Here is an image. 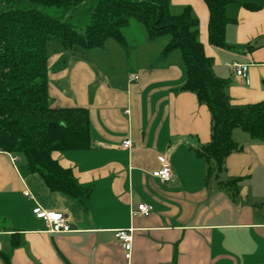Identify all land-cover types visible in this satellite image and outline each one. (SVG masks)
I'll return each instance as SVG.
<instances>
[{"label": "crops", "instance_id": "0c3cea01", "mask_svg": "<svg viewBox=\"0 0 264 264\" xmlns=\"http://www.w3.org/2000/svg\"><path fill=\"white\" fill-rule=\"evenodd\" d=\"M171 3L192 7L214 73L229 80L231 102L264 100V0L227 5L224 48L208 42L203 0ZM111 42L101 48L118 44ZM142 42L148 48L152 41ZM80 48L49 42L47 91L53 107L88 108L90 147L52 156L91 188L89 198L80 203L50 190L21 156L14 165L0 152V264H264V141L235 129L240 149L206 182V163L194 149L210 140L211 116L193 92L180 89L179 53L163 54L162 47L154 62L113 69L107 62L103 68L102 54ZM231 61L247 65L248 82L226 65ZM127 138L130 148L122 146ZM158 155L171 167L168 181L151 175ZM229 177L240 178L236 194L218 183ZM138 203L151 205L150 214L132 215ZM36 207L63 213L72 231L49 232ZM119 228L132 229L129 258L114 235Z\"/></svg>", "mask_w": 264, "mask_h": 264}, {"label": "trees", "instance_id": "16d2710c", "mask_svg": "<svg viewBox=\"0 0 264 264\" xmlns=\"http://www.w3.org/2000/svg\"><path fill=\"white\" fill-rule=\"evenodd\" d=\"M28 1V8L11 7L0 12V152L19 154L30 172L38 173L52 191H60L85 203L91 188L78 182L70 168L62 167L55 151L88 149L91 145L88 108L53 107L47 91L48 44L58 40L65 49L87 50L114 40L123 48L125 28L133 18L141 23L149 40L167 36L163 54L178 51L185 70L181 90L193 92L208 107L210 140L195 148L206 163V182L225 171L226 157L240 149L233 131L264 141V100L242 105L231 102L229 80L214 73L213 59L199 38V19L190 5L172 11L171 0H97L90 7L89 23L78 29L70 22L38 8L55 7L67 12L88 0ZM208 8V42L227 47L226 26L232 21L226 7L233 0H203ZM250 8L253 3H245ZM239 177L218 181L237 193ZM15 242L13 245H17Z\"/></svg>", "mask_w": 264, "mask_h": 264}, {"label": "rangeland", "instance_id": "374dc122", "mask_svg": "<svg viewBox=\"0 0 264 264\" xmlns=\"http://www.w3.org/2000/svg\"><path fill=\"white\" fill-rule=\"evenodd\" d=\"M97 0H88L87 4H81L76 7H72L70 10H68L66 13L62 12L60 9L55 7H49V8H42L38 5V8L42 9L44 12L57 16L59 18H62L63 20L70 22L72 25H74L78 29H83L88 23H89V14H90V7L96 3ZM33 4L28 1H21V2H15V3H9L7 0H0V12L3 10H6L11 7H17V8H28L32 6ZM180 6L173 5L172 11L178 12L180 11ZM126 39L128 40V46L125 50V48H121L122 46H118V44L110 45L108 44L104 48H95L91 50H87L84 48H80L83 51H88V53H91L93 56V53H100L102 54L103 58L101 59V56H99L100 61L104 63L103 68H108L110 65V68L118 69L122 68L124 66H136L138 62H154L156 58L158 57V54L160 53L161 48L168 40L167 36L159 37L155 40H149L146 36L145 28L144 26L136 21L135 19H131L129 25L124 30ZM152 41L151 44H149L148 48L144 46L142 41ZM53 43H59L58 40H52ZM51 41V42H52ZM111 43H116L114 40ZM52 45V44H50ZM133 46L140 47V50L136 51L132 48ZM146 48V49H145ZM123 50V52H122ZM50 51V49L48 50ZM139 53H146V55H141ZM177 53H179L177 51ZM139 60L136 56H139ZM105 59V60H103ZM142 60V61H140ZM106 62L109 64L107 65Z\"/></svg>", "mask_w": 264, "mask_h": 264}, {"label": "built area", "instance_id": "2783aa9c", "mask_svg": "<svg viewBox=\"0 0 264 264\" xmlns=\"http://www.w3.org/2000/svg\"><path fill=\"white\" fill-rule=\"evenodd\" d=\"M226 65L232 68L235 74L241 78H243L246 82L247 80V65L238 63L236 61L227 62ZM132 80L138 79V75H133L131 77ZM132 145V141L127 138L122 142V146L124 148H130ZM8 153V152H7ZM11 162L15 165L20 160V155L16 153H8ZM157 160L159 162V167L154 169L151 172L153 177L158 178L161 181H168L171 178V167L169 165L168 160L164 155H158ZM24 194L26 196H30L29 191H25ZM152 211V206L147 203H138L135 208L131 209L132 215H141L147 216ZM33 213L42 218L45 221L47 229L52 233H61V232H69L72 231L71 225L68 223L66 216L61 212L56 211H45L40 207H36L33 210ZM132 229H123L119 228L114 231V235L118 241L121 242L122 246L126 250V257L129 258L131 254L132 247Z\"/></svg>", "mask_w": 264, "mask_h": 264}]
</instances>
